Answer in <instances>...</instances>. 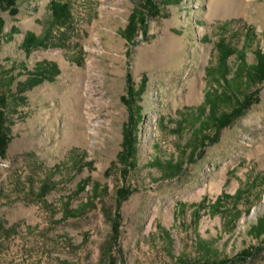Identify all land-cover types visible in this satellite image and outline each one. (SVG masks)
Segmentation results:
<instances>
[{
    "label": "rangeland",
    "instance_id": "rangeland-1",
    "mask_svg": "<svg viewBox=\"0 0 264 264\" xmlns=\"http://www.w3.org/2000/svg\"><path fill=\"white\" fill-rule=\"evenodd\" d=\"M14 1L0 3V264H264V0H153V15L59 0L58 16ZM27 33L43 43L24 48Z\"/></svg>",
    "mask_w": 264,
    "mask_h": 264
},
{
    "label": "trees",
    "instance_id": "trees-1",
    "mask_svg": "<svg viewBox=\"0 0 264 264\" xmlns=\"http://www.w3.org/2000/svg\"><path fill=\"white\" fill-rule=\"evenodd\" d=\"M142 1L149 3V9L148 10L150 11L151 15L157 13V5H155L153 0H142ZM1 2L4 3V6H6V7H9V6L12 7L13 6L12 8L15 9V7H14L15 1L14 0H0V3ZM50 7L52 9L53 14L56 16L61 15V14H65V13H67V10H68L67 3L59 1V0H50ZM144 19H145V9L144 8H137V7L134 8L132 10V12L130 13L129 21H128L126 27L124 28L125 36L127 38H130V39L133 38V35H134L133 32L137 26V22H140L142 24ZM1 24H2V22H0V26H1ZM0 29H1V27H0ZM42 43H43V39L41 37H39L37 35L28 34V33L25 34L23 39H22V46L26 49L30 46H37V45H40ZM221 50H222V55L225 58L229 52L227 51V49L225 48L224 45L222 46ZM258 54H259V59L261 58V62H260V64H259V62L257 63V68H259V72H263L262 76H264V51L259 52ZM37 65L39 67L37 69H35L36 72H34L32 74L33 77H35V79H37V81L42 79L43 77H47V76L50 77L51 76L48 73L47 68L45 66H43V63H38ZM50 66L53 67V69H54L53 73L54 74L58 72L59 68L55 62H51ZM129 91L131 92V89ZM249 97H250V94L246 95L245 99L243 101H241L239 105L234 106L229 113H221L218 116L213 115V117L215 118L216 130L226 122V119L228 116H230L231 114H237L239 112V110L247 104ZM5 104H6V96L2 92H0V151L1 152L4 151V147L8 142V134H7V130H6L7 127L5 125V111H4ZM133 117H134L133 114L129 113L130 120H132ZM128 126L129 125L127 124L124 128L123 150L121 152V154L123 155V159H127L129 157L132 158V156L134 155V151H135L134 150L135 140L133 139V137H132L133 133H132L131 129H129ZM123 191H125V195L129 193L128 190H119V193H122ZM259 224L262 227H264V221L263 220L261 221V223L258 222L255 226H252V227H254L256 229L259 226Z\"/></svg>",
    "mask_w": 264,
    "mask_h": 264
}]
</instances>
